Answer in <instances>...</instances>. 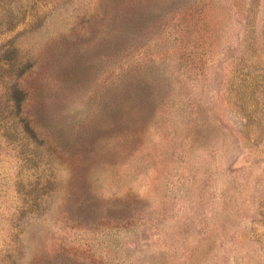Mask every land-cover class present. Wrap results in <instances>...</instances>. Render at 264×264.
I'll list each match as a JSON object with an SVG mask.
<instances>
[{"label": "rangeland", "instance_id": "rangeland-1", "mask_svg": "<svg viewBox=\"0 0 264 264\" xmlns=\"http://www.w3.org/2000/svg\"><path fill=\"white\" fill-rule=\"evenodd\" d=\"M0 264H264V0H0Z\"/></svg>", "mask_w": 264, "mask_h": 264}, {"label": "trees", "instance_id": "trees-1", "mask_svg": "<svg viewBox=\"0 0 264 264\" xmlns=\"http://www.w3.org/2000/svg\"><path fill=\"white\" fill-rule=\"evenodd\" d=\"M4 57H5V56H4ZM15 91H16L17 94L19 95V99H18L17 101L22 100V99H23V96H22L23 92H22V90H20V89L17 88Z\"/></svg>", "mask_w": 264, "mask_h": 264}]
</instances>
